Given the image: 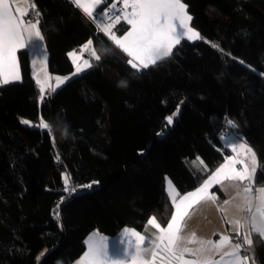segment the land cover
Here are the masks:
<instances>
[{
    "label": "trees",
    "instance_id": "1",
    "mask_svg": "<svg viewBox=\"0 0 264 264\" xmlns=\"http://www.w3.org/2000/svg\"><path fill=\"white\" fill-rule=\"evenodd\" d=\"M33 1L54 75L72 74L68 53L89 40L100 59L42 101L22 50V81L0 87V264H73L95 230H142L152 216L166 226L167 179L180 194L205 181L230 154L225 125L256 152L264 186V76L253 71L264 72V0H183L200 40L140 71L69 0ZM243 252L264 264V239Z\"/></svg>",
    "mask_w": 264,
    "mask_h": 264
},
{
    "label": "snow or ice",
    "instance_id": "2",
    "mask_svg": "<svg viewBox=\"0 0 264 264\" xmlns=\"http://www.w3.org/2000/svg\"><path fill=\"white\" fill-rule=\"evenodd\" d=\"M69 2L75 8L80 9L93 22L100 21L98 27L108 33L114 43L131 57L127 63L136 71H140L142 68L146 69L150 65H155L158 60L169 57L172 54L173 47L178 45L185 37L188 40L201 38L199 32L190 26L192 17L188 14V6L183 0H119L125 9L129 7L132 9L131 12H123V18L131 28L125 30L119 38L109 31L111 25L103 24V18L107 15L108 7L116 9L117 3L101 7L104 0H69ZM29 7L35 9L34 2ZM97 9L99 10L97 11ZM16 11L19 12L20 9L17 8ZM39 15L40 13L37 11L36 16ZM120 18L121 13L117 12L115 20L119 21ZM109 19H112V17H109ZM38 25L39 20H34V18H30L26 22L19 21L13 16L9 0H0V76L4 77L2 83L7 84L10 80L20 79L16 52L19 48L39 46L43 36ZM91 44L92 41L89 40L82 48L87 49ZM213 47H216V45H213ZM220 51L223 52V50ZM68 55L73 57L74 60L77 58L75 51L68 53ZM92 55L97 60L100 59L94 50ZM137 60H139V63L135 62ZM240 62L244 63L243 61ZM84 65L91 67L87 60L84 61ZM81 70V67L77 65L76 71ZM56 80L57 86H59L62 80L59 77ZM37 83H40V81L37 80ZM41 92H43V89H41ZM39 99L42 100L43 96L41 95ZM178 112L179 107L172 116L165 118L167 124L172 123L173 116L177 115ZM22 123L29 124L30 122L24 120ZM37 126L50 127L47 122H43L42 118L41 124ZM231 147L233 152H236L237 147H239L246 153L251 154V169L247 164H244L243 160L226 157L227 162L211 173L209 178L194 192H189L180 197L179 202H177L179 193L171 195L175 213L171 216L166 227H161L155 217H152L147 221V224L157 231L147 238L134 230L125 229L127 249H122L118 253H110L103 240L90 241L87 251L78 261V264H156L157 257L161 252L166 254V257L175 264H215L211 256L205 254L218 249L225 241H229V237L224 236L218 244H214L210 240H197L195 233L181 235L183 221L187 215V207L182 210L181 206L186 201H199L207 196L209 186L213 182L222 183V179L249 181L250 184L254 182L253 177L258 164L255 152L243 143L239 145L233 143ZM237 163L244 164L243 170L235 168ZM200 164H203V161H200ZM65 182L67 183V177H65ZM87 187H91V185H87ZM246 190L250 191L251 189ZM256 192L259 199L256 212L260 217V223L257 225L256 216L252 217V221L255 231L264 236V188H257ZM210 198L215 199L214 196ZM236 223L239 224V221H236ZM191 243H198L199 247L196 249L187 247ZM244 243L249 246L252 244V240L248 235H245ZM241 247L240 243L234 245L236 254H234L231 264H247L248 256L238 254ZM185 253H190L197 259L186 260L184 259ZM163 258L161 257V259Z\"/></svg>",
    "mask_w": 264,
    "mask_h": 264
},
{
    "label": "crops",
    "instance_id": "3",
    "mask_svg": "<svg viewBox=\"0 0 264 264\" xmlns=\"http://www.w3.org/2000/svg\"><path fill=\"white\" fill-rule=\"evenodd\" d=\"M105 1L106 0H104V3L101 5V7H103V5L105 4ZM33 2H34L33 0H9V3L11 4V11L13 13V16L16 17L19 21L26 22L30 18H34V20H39L38 27L43 36V40L40 41L39 46H29V47L19 48L17 50L16 58L18 62V71H19L20 79L10 80V82L7 84L22 81V73H21V67H20V61H19V52L22 50H27L29 53V57H30L33 78L37 84V87L40 90V94L42 93L41 89L44 90L48 88L50 84H51V87L48 88L47 90H51L52 93H54V91H56L55 88L57 84L56 78L57 77L61 78L62 83L60 84H65L68 81V79L63 78L64 76L54 75L50 70L49 48L47 45L46 38L40 29V15L36 16V12L38 11L36 5H35V9H31L29 7V5L32 4ZM17 8L20 9L19 12L16 11ZM98 10L99 9H97V11ZM84 17L88 21L90 20L86 15H84ZM98 24L100 23L96 24L97 28L110 40L112 47L128 61L131 57H129L120 47H118L114 43V41L110 38L109 34L102 31L101 27H98ZM103 24L109 25L105 23ZM128 26H129L128 29H130L131 26L130 25ZM190 26L193 29H195L192 26V20L190 21ZM109 31L112 34H114L117 38L121 37V35H117L115 27H113L112 25ZM182 40H188V39L185 37ZM198 40L200 39H192L188 41L195 42ZM176 46L177 45L173 47V50L175 49ZM93 47L94 46L89 45L87 49H84L81 47L79 49L74 50L77 53V58L74 60L73 57H70V56L69 57L71 61L73 62L75 68H76V65H75L76 62H84L89 57H92L91 49ZM84 57L87 59H83ZM135 62L139 63V60ZM3 78H4L3 76H0V87L3 85H7V84L2 83ZM37 80H39L40 83H37ZM52 93H49V94H52ZM220 141L224 149H227L230 151V154L227 157H232L236 160H243L244 164H247L249 168L251 169L252 167L251 154L246 153L243 149H240L239 147H237L236 152H233L232 147H231L233 143H236L237 145H239L240 143H243L247 147L251 148V146L247 144V142L245 141L244 137L241 134L237 133L236 131H230L228 134L222 136L220 138ZM252 151L255 152L253 149ZM255 155H256L258 164L256 166V171L253 177V181L255 180V176L259 169V161H258L256 152H255ZM226 162L227 161L225 159L222 164H225ZM244 164L237 163L235 164V168L237 170H243ZM209 176L206 179H208ZM203 182L198 187H200L203 184ZM215 188H219L222 191V193L225 196L223 199L218 198V195L213 191ZM248 188H250L251 190L250 191L246 190ZM257 188H264V186H255L254 182L250 184L249 181L228 180V179H222V183H219V184L213 182L209 186L207 196L203 197L199 201H196V200L186 201L185 204L181 206L182 210L185 207H187V215H186L185 220L183 221L181 235H188L191 233H195L197 240H206V241L210 240L214 244H218L221 238L224 236L229 237V241H225L218 249H215L213 252L205 254L207 256H211L215 264H231V261L233 260V256L234 254H236L234 245L237 243H240L242 245L238 254L240 256H245L246 254L245 252H243V245H247L244 243L245 235H248V237L253 241V234H259L255 231V227L253 226V221H252V217L256 216L257 225H259L260 223V217L256 212V209L259 206L258 193L256 192ZM196 189L190 192H194ZM166 190H167V194L170 200H171L172 194L179 193L178 189L173 184L170 178H168L166 181ZM186 194L187 193L185 194L179 193V195L177 196V202H179L180 197ZM212 196H214L215 199H211L210 197ZM225 201H227V203H225ZM174 213H175V206L173 205V214ZM152 217H155V216H152ZM155 219L157 223L161 225V227L167 226V225L163 226L156 217ZM236 221H239V224H237ZM125 229L134 230L135 232L140 233L146 238L150 234L156 233L157 231L154 227L149 226L148 224H146V226L142 230H138L132 227H125L121 231H119V233L116 234L115 236H107L101 233L100 231L95 230L92 233H90L85 240V252L87 251L88 243L90 241L98 242L101 240H103V242L107 245L110 253H118L122 249H127ZM261 237L264 239V236H261ZM187 247L196 249L199 247V244L191 243V244H188ZM81 257H79L73 264H78V261H80ZM161 257H164V258L161 259ZM184 259L196 260L197 257L193 256L190 253H185ZM156 264H175V262L170 261L166 257V254L161 252L160 255L157 257ZM247 264H257V263L256 261L248 257Z\"/></svg>",
    "mask_w": 264,
    "mask_h": 264
},
{
    "label": "built area",
    "instance_id": "4",
    "mask_svg": "<svg viewBox=\"0 0 264 264\" xmlns=\"http://www.w3.org/2000/svg\"><path fill=\"white\" fill-rule=\"evenodd\" d=\"M111 3H117V8L116 9H113L112 7H108V10H107V15L103 18V23H105V24H109V25H112L113 27H118V26H120V25H122V24H126V21L124 20V18H123V12H131L132 11V9L129 7V8H127V9H125L124 8V6H123V4L121 3V2H119V0H112L110 3H108V4H104L103 5V7L105 6V5H110ZM117 12H120L121 13V18H120V20L119 21H116L115 20V16H116V14H117ZM109 17H112V19H109ZM92 22H93V20H91ZM94 24H97V23H100V21H96V22H93ZM229 126L228 125H225V127L223 128V130H222V132H221V134L223 133V135L222 136H224V135H226V133H228L229 132V128H228ZM231 130V129H230ZM221 134L219 133V137L221 136ZM221 136V137H222ZM63 203V201L62 200H60V201H58L56 204H55V207H54V209H55V217H60L59 215H58V212H57V210H58V207L61 205Z\"/></svg>",
    "mask_w": 264,
    "mask_h": 264
},
{
    "label": "rangeland",
    "instance_id": "5",
    "mask_svg": "<svg viewBox=\"0 0 264 264\" xmlns=\"http://www.w3.org/2000/svg\"><path fill=\"white\" fill-rule=\"evenodd\" d=\"M91 46H94L93 45V43L91 44ZM92 51H91V56L92 57H89L88 59L87 58H83V59H87V61H88V63L91 65V67H87V66H85L84 65V62H76L75 63V65H76V68H77V65H79L80 67H81V71H79V72H77L76 71V68L74 69V72L72 73V74H70V75H68V76H65V77H63V78H67L68 79V81L69 80H71V79H73V78H75V77H77V76H79V75H81V74H83V73H85L86 71H88V70H90L92 67H94V65H95V62L94 61H96V58L92 55V52H93V50H94V47L91 49ZM96 53V52H95ZM253 71H255L257 74H259V75H261V76H264V72H260V71H258V70H255V69H253ZM65 83V82H64ZM64 84H59V86H57V84H56V88H55V90H58L60 87H62ZM51 87V84L48 86V88H50ZM48 88H46V89H44L43 90V92L41 93V95L43 96V99H42V101H44V99L46 98V96L47 95H49V93H52V91L51 90H47ZM178 114H179V112H178ZM177 114V115H178ZM24 120H27V119H23V121ZM27 121H29V120H27ZM30 123L29 124H25V125H27V126H32L33 125V123L31 122V121H29ZM43 122H45V121H43ZM42 127V126H41ZM225 127V126H224ZM223 127V128H224ZM223 128L220 130V134H221V132H222V130H223ZM229 128V127H228ZM42 129H48V128H44V127H42ZM231 128H229V132L231 131L230 130ZM228 132V133H229ZM219 133H218V135H219ZM228 133H226V134H228ZM223 135V133L221 134V136ZM221 136H220V138H221ZM252 148V147H251ZM198 160H200V161H202V159L201 158H198ZM188 163H189V165H192V166H195V165H197L198 164V161H197V159H196V161H195V163L194 162H191L190 160H188ZM191 166V167H192ZM68 180V179H67Z\"/></svg>",
    "mask_w": 264,
    "mask_h": 264
},
{
    "label": "water",
    "instance_id": "6",
    "mask_svg": "<svg viewBox=\"0 0 264 264\" xmlns=\"http://www.w3.org/2000/svg\"><path fill=\"white\" fill-rule=\"evenodd\" d=\"M173 124H174V122H173V120H172V123H171L170 125L172 126ZM37 125H39V124H37ZM37 125H36V126H37ZM37 127H39V126H37Z\"/></svg>",
    "mask_w": 264,
    "mask_h": 264
}]
</instances>
